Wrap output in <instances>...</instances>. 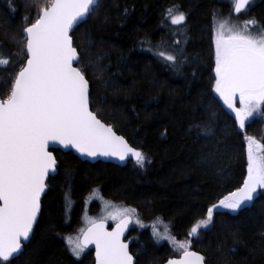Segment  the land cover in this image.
<instances>
[{
    "label": "trees",
    "instance_id": "trees-1",
    "mask_svg": "<svg viewBox=\"0 0 264 264\" xmlns=\"http://www.w3.org/2000/svg\"><path fill=\"white\" fill-rule=\"evenodd\" d=\"M48 2L0 0V53L10 58L0 65V98L25 61L21 30ZM170 10L184 12L185 21L173 24ZM246 15L264 30V0ZM219 18L235 20L227 1L98 0L71 33L76 66L89 81L91 110L146 160L120 167L53 150L57 171L47 180L31 238L16 258L0 264H93L91 250L75 257L66 242L85 228L87 207L94 215L107 207L134 210L127 237L135 264H163L182 251L156 240L158 226L177 241L191 240L205 264H264V187L250 204L216 209L210 225L190 236L207 208L248 174L249 137L255 156L264 157V112L241 129L213 94ZM156 51L172 52L176 64ZM209 122L210 131L198 127Z\"/></svg>",
    "mask_w": 264,
    "mask_h": 264
},
{
    "label": "snow or ice",
    "instance_id": "snow-or-ice-1",
    "mask_svg": "<svg viewBox=\"0 0 264 264\" xmlns=\"http://www.w3.org/2000/svg\"><path fill=\"white\" fill-rule=\"evenodd\" d=\"M250 3L251 0H232L237 13ZM97 4L98 0H49L39 17L21 30L26 63L15 74L7 96L0 98V261L7 262L21 252L33 231L46 178L57 167L56 156L49 151L50 143L72 145L93 157L115 156L123 160L132 155L141 166L146 160L141 149L133 147L112 124L91 110L89 81L73 63L79 60V54L70 30ZM169 18L180 25L186 15L182 11L172 14L170 10ZM256 23L253 19L238 27L219 20L214 36L213 87L241 129L255 112H264V30L257 34L248 30V24ZM155 55L173 65L177 62V56L169 51H156ZM9 62L10 58L0 53V65ZM198 127L210 131V122ZM248 139V175L242 186L209 206L206 217L192 226L190 235L198 234L202 225L207 226L218 207L239 209L253 199L257 188L264 187V157L253 155L254 138ZM131 211L134 210L123 209L120 222L112 230L105 228L104 219L93 221L82 241L68 238L74 245L71 251L79 257L94 242L97 264H132L128 244L121 239L132 219ZM153 235L158 240L167 237L182 249V256L169 258L167 264H205V257L191 249V240L177 241L155 227Z\"/></svg>",
    "mask_w": 264,
    "mask_h": 264
},
{
    "label": "water",
    "instance_id": "water-1",
    "mask_svg": "<svg viewBox=\"0 0 264 264\" xmlns=\"http://www.w3.org/2000/svg\"><path fill=\"white\" fill-rule=\"evenodd\" d=\"M251 1H253V0H251ZM243 10H244V9H242L239 13H241ZM239 13L235 12V11H234V8H233V15H238ZM40 14H41V12H40ZM40 14H39V15H40ZM89 14H90V13H89ZM89 14H88V15H89ZM88 15H87V16H88ZM38 17H39V16H38ZM86 18H87V17H86ZM86 18H81V19H80V20H79V21L73 26V28L70 30V35H71V33L73 32V30H74L78 25H80L82 22H84V21L86 20ZM23 36H24V34H23ZM25 63H26V59H25L24 64H25ZM73 63H74V66H76L77 61H74ZM118 135H119V134H118ZM52 150H60V151H62V152H71L73 155H75V156H76L77 158H79L81 161H87V162H89V163H95V162L101 161V162H107V163H111V164H114V165H117V166L123 167V166H125L130 160L136 161V160H135V157L132 156V155H129L128 157H126V158L123 159V160H121L120 158L115 157V156L97 155V156L93 157V156H90V155H88V154H84V153L79 152V150L76 149V148H75L74 146H72V145H67V146H66V145H63V144H61V143H59V142L50 143V145H49V151L52 152ZM56 171H57V170H55L54 172H53V171H50L48 177H52V176L56 173ZM48 177L46 178V181H47ZM246 177H247V176H246ZM246 177H245V178H246ZM245 178H244V179H245ZM243 182H244V180H243ZM243 182H242V184H243ZM242 184H241L240 186H242ZM260 188H261V187L257 188L256 192L254 193L253 199H252L251 201H248V202L242 204L241 206H243V205H247V204H250V203L256 198V196H257V194H258ZM46 190H47V187L45 188L44 192L41 194V201H42V198H43L44 194L46 193ZM39 214H40V213H39ZM39 214H38V217H39ZM38 217H37V219H38ZM36 222H37V220H36ZM36 222H35L34 225H33V229H34V226H35ZM119 222H120V220L117 221L115 224H113L111 227H108V224H107V222L105 221V228H107L108 230H112V229L116 228V226H117V224H118ZM89 227H91V224L88 225V226L83 230V232L81 233V235L79 236V240H80V241H82V239H83V234H84V232H86V231L88 230ZM130 227H131V220L129 221L128 226L124 229V233H123V235H122V237H121L122 240H124L125 242H127V244H128V251H129L130 240H125V237L127 236ZM32 232H33V231H32ZM32 232L30 233L29 238H28L27 240L24 241L23 245H25V244L28 243V241H29V239H30V237H31V235H32ZM85 249L92 250V252H93V259H94V263H93V264H97V258H96V246H95V243H94V242H93V243H90ZM22 250H23V248H22ZM22 250H21V251H22ZM192 250H193V251H196V250H194V249H192ZM19 253H20V252H19ZM19 253H18V254H14L13 258H11L10 260L16 258V257L19 255ZM182 254H183V252L180 253L176 258H179L180 256H182ZM132 257H133V256H132ZM171 258H172V257H171ZM168 259H169V258H168ZM168 259H167L163 264H167ZM10 260H9V261H10ZM132 264H135V258H134V257H133V260H132Z\"/></svg>",
    "mask_w": 264,
    "mask_h": 264
},
{
    "label": "rangeland",
    "instance_id": "rangeland-1",
    "mask_svg": "<svg viewBox=\"0 0 264 264\" xmlns=\"http://www.w3.org/2000/svg\"><path fill=\"white\" fill-rule=\"evenodd\" d=\"M224 1H227V3L229 4V6H233V4H232V0H224ZM219 20H224L223 18H219L218 20H217V22H216V24H215V26H214V29H213V51H214V61H215V41H214V36H215V30H216V25H217V23H218V21ZM226 20V19H225ZM228 21V23L229 24H232V25H235V26H238V27H243V25L241 24H239L237 21H234V20H230V19H228L227 20ZM214 73H215V66H214ZM214 83H215V81H214ZM213 94L219 99V101L223 104V106L225 107V109L233 116V118H234V113L232 112V110L231 109H229L228 108V106L224 103V101H223V98L222 97H220L219 96V94L218 93H216L215 92V89H214V87H213ZM237 106H240L239 105V101H238V99H237ZM259 113H260V111H257V112H255L254 114H253V116L250 118V119H252V118H254V117H256V116H258L259 115ZM249 119V120H250ZM248 120V121H249ZM247 121V122H248ZM246 122V123H247ZM236 124L238 125V122H236ZM253 151V155L255 156V154H254V149L252 150ZM257 157V156H256ZM258 158V157H257ZM227 209V210H231V211H233V210H236V209H231V208H226V207H218L217 209ZM98 211L99 210H97L96 209V214L94 215V214H91L90 212H89V209H88V207L85 209V212H84V214L86 213V215H85V220H84V222H83V225L84 226H86L88 223H90L91 221H95V220H98V219H104V220H106V221H108V222H115V220H117L118 218H120V216H121V214H122V209H120V208H117V207H107V210L105 209V210H103L102 211V213H98ZM117 216V218H113V216ZM66 216L68 217V221H69V211H67L66 212ZM209 225H210V223H209ZM203 226V225H202ZM201 226V227H202ZM156 229H158L161 233H163V232H167L168 230H167V228L165 227V226H161V227H159L158 226V228H156ZM153 231H154V228H153ZM196 235V234H195ZM155 236V235H154ZM190 236H192V235H190ZM156 237V236H155ZM71 240L73 241V242H75V241H77L78 240V237L76 238V240H75V238H71ZM157 241H165V242H167V243H169L170 245H172V247H173V250H174V252L175 253H178L180 250H181V248L180 247H178V246H176V245H174L173 244V242L172 241H170L167 237H164V238H162V239H156ZM66 242H67V244H68V246H69V249H70V252L75 256V257H77L72 251H71V248L74 246L73 245V243H70V241H69V239H67L66 240ZM84 252V250L82 251V253ZM82 253H81V255H82ZM80 255V256H81ZM79 256V257H80Z\"/></svg>",
    "mask_w": 264,
    "mask_h": 264
},
{
    "label": "flooded vegetation",
    "instance_id": "flooded-vegetation-1",
    "mask_svg": "<svg viewBox=\"0 0 264 264\" xmlns=\"http://www.w3.org/2000/svg\"><path fill=\"white\" fill-rule=\"evenodd\" d=\"M257 1V0H256ZM255 2V1H254ZM254 2H252V3H250L249 4V6H247V8L246 9H244V11L243 12H241L239 15H237L235 18H236V20H237V22L241 25H243L244 26V22L245 21H250L251 19L249 18V17H246L247 15V13L249 12V8L252 6V4L254 3ZM244 16H245V18H244ZM248 30L250 31V32H252L253 34H257V33H259L260 31H259V29H258V27L256 26V24L254 25V24H248Z\"/></svg>",
    "mask_w": 264,
    "mask_h": 264
}]
</instances>
